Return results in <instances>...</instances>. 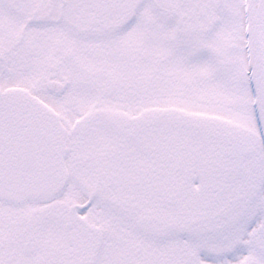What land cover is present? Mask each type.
<instances>
[{
    "label": "snow or ice",
    "instance_id": "6c2138e0",
    "mask_svg": "<svg viewBox=\"0 0 264 264\" xmlns=\"http://www.w3.org/2000/svg\"><path fill=\"white\" fill-rule=\"evenodd\" d=\"M0 264H264V0H0Z\"/></svg>",
    "mask_w": 264,
    "mask_h": 264
}]
</instances>
